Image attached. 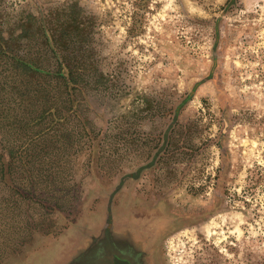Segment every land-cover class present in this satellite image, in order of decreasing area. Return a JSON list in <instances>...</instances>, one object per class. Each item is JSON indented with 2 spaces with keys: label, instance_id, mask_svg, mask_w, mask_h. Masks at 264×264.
<instances>
[{
  "label": "rangeland",
  "instance_id": "374dc122",
  "mask_svg": "<svg viewBox=\"0 0 264 264\" xmlns=\"http://www.w3.org/2000/svg\"><path fill=\"white\" fill-rule=\"evenodd\" d=\"M3 46L50 73L0 56V264H264V0H0Z\"/></svg>",
  "mask_w": 264,
  "mask_h": 264
},
{
  "label": "trees",
  "instance_id": "16d2710c",
  "mask_svg": "<svg viewBox=\"0 0 264 264\" xmlns=\"http://www.w3.org/2000/svg\"><path fill=\"white\" fill-rule=\"evenodd\" d=\"M46 33L47 34H44L45 36V43L48 45V46H56V47H59V54H61L59 56V61H60V66H62L61 68H64V66L69 70V74L71 75V79L72 77L74 76V73H73V69H71L70 67V64L68 62L69 58H67L66 56H64V53H62V47L60 48V44H59V40L56 39V37L54 36V34H50L49 31L46 30ZM66 44V43H65ZM0 56H10V57H13L12 59H15L14 60V63H16L17 66H19L20 68L24 69L27 73H34V75H38V76H44L46 77L47 73L46 70L44 67H42V65L30 60V59H27L26 57H22V56H14V53L13 51L11 50L10 47L8 46H3L2 49H0ZM47 73V74H44V73ZM53 74V73H52ZM46 75V76H45ZM73 75V76H72ZM63 78H65V75L64 73L62 72L61 75H60Z\"/></svg>",
  "mask_w": 264,
  "mask_h": 264
},
{
  "label": "flooded vegetation",
  "instance_id": "af4514ba",
  "mask_svg": "<svg viewBox=\"0 0 264 264\" xmlns=\"http://www.w3.org/2000/svg\"><path fill=\"white\" fill-rule=\"evenodd\" d=\"M123 260H126V259H123ZM129 262H130V264H133V262L132 261H130V260H128Z\"/></svg>",
  "mask_w": 264,
  "mask_h": 264
},
{
  "label": "water",
  "instance_id": "95a60500",
  "mask_svg": "<svg viewBox=\"0 0 264 264\" xmlns=\"http://www.w3.org/2000/svg\"><path fill=\"white\" fill-rule=\"evenodd\" d=\"M121 264H128L127 262H121Z\"/></svg>",
  "mask_w": 264,
  "mask_h": 264
}]
</instances>
